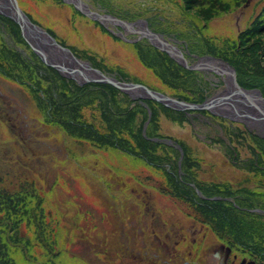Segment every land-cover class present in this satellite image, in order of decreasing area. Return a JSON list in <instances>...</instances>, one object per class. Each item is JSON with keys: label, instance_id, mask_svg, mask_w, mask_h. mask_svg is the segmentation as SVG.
Instances as JSON below:
<instances>
[{"label": "rangeland", "instance_id": "rangeland-1", "mask_svg": "<svg viewBox=\"0 0 264 264\" xmlns=\"http://www.w3.org/2000/svg\"><path fill=\"white\" fill-rule=\"evenodd\" d=\"M70 1L17 0L30 21L59 45L119 81L141 84L170 98L195 95L206 82L208 100L232 85L235 69L224 56L240 62L244 77L253 73L258 80L264 73L259 72L255 56H241L234 46L264 0H198L191 5L184 0H81L94 12L121 22H144L151 33L175 46L187 64L201 62L212 68L221 63L228 74L215 68L189 70L152 46L148 38L137 40L143 26L125 31L120 25L86 17ZM213 3L216 11L206 13ZM4 18L0 13V192L24 190L26 206L34 207L38 216L23 215L19 247L10 241L7 221L0 218V238L12 250L13 264H159L158 259L172 264L165 257L167 250H153V238L160 245L168 243L169 251L178 256L175 264H205L209 249L225 243L229 231L220 235L223 229L206 214L212 213L211 206L215 211V202L206 207L197 205V200L192 203L182 185L199 200L208 193L213 201L219 197L197 187L190 175H184L189 181L182 185L168 180L176 171L174 166L170 172L167 163L147 156L150 145L142 141L150 125L155 134L184 140L189 171H195L206 187L250 190L264 202V178L249 174L250 165H242L253 157L250 147H254L245 132L264 139V120L211 118L209 125L207 116L197 115L201 111H187L182 117L156 101L132 99L111 85L79 84L58 71H47L20 26L17 29ZM184 52L196 56L189 59ZM184 69L196 74L191 76ZM56 90L63 94V101L57 100ZM244 90H257L264 98L258 88ZM228 128L234 130L233 136ZM237 130L244 135L240 137ZM161 139L158 156L184 159L182 141ZM234 147L236 163L229 157ZM231 199L226 201L236 209L230 204L224 208L234 214L240 209ZM240 207L253 208L241 203ZM27 216L37 228L29 225ZM262 216L254 222L263 223V229ZM251 242L231 247L236 254L233 264H264V244L256 238ZM146 247L148 256L142 254ZM154 254L158 259L152 258Z\"/></svg>", "mask_w": 264, "mask_h": 264}, {"label": "trees", "instance_id": "trees-1", "mask_svg": "<svg viewBox=\"0 0 264 264\" xmlns=\"http://www.w3.org/2000/svg\"><path fill=\"white\" fill-rule=\"evenodd\" d=\"M220 1H222V0H220ZM194 2H198V0H184V4L187 3V5L194 4ZM228 2H229V0L226 3H228ZM220 5L222 8H226L229 4H219V5H217V7H219ZM215 6L216 5H214V3H213L212 6L210 7V10H207L206 13H208L211 10L216 11V8H214ZM4 20L18 29L19 25L14 23L12 20H10L8 18H4ZM234 46L239 47L238 52L241 51V56H247L248 58L251 56H253V57L255 56L256 64L258 66L259 72L260 71L264 72V6L261 8L260 12H258V14H256V16L252 18V22L250 23L249 27L245 28L244 31L242 30L240 32L238 39H237V43ZM209 49H211V48L209 47ZM187 51H189V50L187 49ZM233 51H234V49H233ZM189 52H191V51H189ZM184 54H185V56L189 57V59H190V57L196 56V54L192 55V54H189L187 52L186 53L184 52ZM234 54L236 55L238 53L234 51ZM223 59L225 61H227L235 69L236 79H237L238 85L240 87H242L244 89L258 88L261 90V92L264 95V73L259 74L260 79H258V80L252 76L253 73L250 76L245 75V77H244V74L242 72V67L240 66V64H238V63H240L239 61L234 60L233 58H229L228 56H224ZM42 65L47 71H51L52 73H57V71H55L51 67H46V66H44V64H42ZM184 71L192 73L191 76L192 75L194 76L196 74L193 71H188L185 69H184ZM200 78H203V76ZM202 81H204V80H202ZM207 86L208 85L206 82L204 84H202L200 89L197 88L198 92L195 95L191 94V95L185 96V97L184 96H177V95H173V96H175L178 100H182V101H186V102H190V103H192V102L201 103L208 96H210L209 91H207L208 90ZM111 88L115 90V88H113V87H111ZM120 93H122V92H120ZM55 96L57 97V100H59V98H62L61 101H63V98H64L63 94L57 92V90L55 92ZM146 102H147V104L148 103H151V104L155 103L156 104V102H153L150 100L146 101ZM150 109H151L152 114H153V110H152L151 105H150ZM171 112H173L174 114H179L182 117L183 116L185 117L186 114H188L187 112H177V111H173V110ZM197 115L207 116L205 118L208 120L207 122L209 125H212V123L209 122L211 118L214 120H219V121L224 120L223 118L213 117L212 115H210L206 111H201ZM152 117H153V115H152ZM56 118H57V121L59 123L58 117H56ZM193 120L197 121L198 117H196ZM224 121H226V120H224ZM219 128H220V126H219ZM149 129L150 128H148L146 131V138H142V141H143V144H149L150 145L149 147L147 146V148H146L147 150H149V152H151V153H148V155L149 156L154 155L156 157L155 159H157L158 158L157 152H158V150H160V148H158V149H156V148H157V146L159 147L162 145L163 139L159 138L158 136L155 137L154 135H151L150 132H148ZM228 131H229V133H232V136L234 135V130L232 128H230V129L228 128ZM237 134L240 137H242L244 135V133L240 130H237ZM244 136H248L252 140V142L254 143V147H250V150H252L251 152H252L253 157L249 160L243 161L242 163H244V164H242V165H245V164L250 165L247 168V171L249 174L253 173V176H254L256 173L257 175L259 174L264 178V169L260 168V166H261L260 164H264V139H260V138L256 137L250 131L245 132ZM149 140H154L155 142H151ZM227 140H228V142H230V145H232L231 137L227 138ZM222 142L224 144L223 146H225L228 149L229 148V146H227L228 143H226V141H222ZM143 147H144V145H143ZM180 147H181V145H180ZM181 149L183 150L184 154L186 155L187 149L184 148L183 146L181 147ZM231 150H233V153L230 154L229 157H231V160L236 163L238 153H237L235 147H234V149L231 148ZM175 155L177 156V154H175ZM183 163H184V165H183ZM182 166L186 167L184 159L182 161ZM167 168L169 169L170 172L173 171V166L171 167L170 164H168ZM174 170H176L174 175L172 174L171 176L170 175L168 176L169 181H172V180L175 181L176 180L177 182L179 181L181 183V185L183 183L185 184L189 181V180H186V178H184V174H182L181 178H179V175L177 172V165H174ZM191 177H193V176L191 175ZM191 181L196 182L195 179H191ZM196 186L199 187L198 185H196ZM182 187L187 188V189H185L186 197L190 196L192 199V203L196 202V200H197V201H199L197 203V205H201V206L206 207L207 204H211V203L215 202L214 204L217 206V207L215 206V211H214V206H211V209H213L212 213H206V214L210 215V219H212V218L215 219L218 228L223 229V233L220 232V235H222V236L226 235V234H224V230L229 231L230 236L229 237L224 236L225 242L231 243L235 246L236 243L243 244V242L248 241L249 243L246 245H253V243L251 242V238H256V240L259 243L264 244V228L262 229L263 223H255L254 222V221H261L263 219L262 215H264V202H263V200L255 197L254 193L252 191L242 190V191H237L232 195H223L222 192H217L214 194L217 197L214 196V198L219 197V199L213 201L212 200L213 196L212 195L210 196L209 193L205 196L206 198H204L202 196L204 199L199 200L198 199L199 196L191 188H188L187 186H183V185H182ZM22 191H24V190H22ZM22 191L15 192L13 194L8 193L6 191H5L6 193H2V191L0 192V207L4 206V209L2 210V211H4V213H2V212L0 213V214H2L0 218H3V219H5L4 221H7L6 223L9 227L7 229V233L10 235L9 236L10 241L12 243L16 244V247H19L18 243L23 238L20 235V229H22V227H21L22 223L25 222L23 215L27 214L30 216V212H31V216L34 219H36V217H38L36 215L34 207H31V209H29V207L26 206L27 203L24 202V200L26 199V195ZM260 194H262V193H260ZM231 196L233 197L232 198L233 200L231 199L233 201L232 203H236L237 208L240 209L239 211H236L234 214L229 213L227 211V209L224 208L225 205H227V206H229V204L233 205L230 202L226 201V198H229ZM200 202H204V203H200ZM240 203L244 206H247V204H251L253 208L249 209L247 207H240ZM233 207L236 209L235 205H233ZM251 209H253V210H251ZM249 210H251V211H249ZM259 213H262V214L259 215ZM31 219L32 218H28V216H27V221H28L29 225L34 224V228H37L38 225H36L33 222V220H31ZM241 220H245V223L247 225H245ZM230 222L232 223V226H230ZM242 224H244L246 227H243L244 225H242ZM244 231H246V232H244ZM247 235H248V237H247ZM249 236H251V237H249ZM11 255H12V250L9 248L8 243H6L3 239L1 241V238H0V264H13L12 259H11Z\"/></svg>", "mask_w": 264, "mask_h": 264}, {"label": "water", "instance_id": "water-1", "mask_svg": "<svg viewBox=\"0 0 264 264\" xmlns=\"http://www.w3.org/2000/svg\"><path fill=\"white\" fill-rule=\"evenodd\" d=\"M70 3H73L75 8L86 17H89L93 20L106 21L120 25L123 29H125V31H130V29H132L134 26H143V32L141 33L140 37L137 38V40H140L143 37L148 38L152 46L157 47L161 51H165L170 57L180 63V65L189 70H213L212 68L222 69V67L224 70L228 69L225 68L227 67L225 64L221 63L219 65H214L212 68L205 67L201 64V62H197L193 65L187 64L182 53L175 46L169 44V42L164 40L160 35L151 33L144 22H121L118 18L112 15H102L94 12L81 0H71ZM0 13L20 26L23 37L44 64L54 68L63 77L74 80L79 84L98 83L111 85L119 91L129 95L132 99L140 98L153 100L165 106L166 108L175 110L177 112L207 111L214 116L230 120H247L256 123L264 120V98L257 90H244L241 88L236 81L234 70H230L232 76L230 81L232 86H228L229 88L227 90L212 98H209L208 100H205L201 104L189 103L176 98H170L141 84L119 81L113 76L105 75L97 69L92 68L88 63L76 58L71 53V51L59 45L55 39L52 38L45 30L33 24L26 14L21 10L17 0H0ZM137 40H131L128 42H136ZM51 56L53 58H51ZM208 60H210V58ZM228 72L229 70L224 71L226 74H228ZM150 134L154 135L155 137L158 136L161 138L182 141V146L185 148L183 139L155 134L152 125H150ZM147 156L149 155L147 154ZM150 157L156 158L154 155H151ZM157 157V160L172 166L177 165L178 174L190 175V181L191 179H195L199 188L215 193L222 192L223 195H232L237 192L234 190L206 187L195 177V171H189L187 157L185 154L184 160L186 167L182 166L183 159L158 155ZM191 175L193 177H191Z\"/></svg>", "mask_w": 264, "mask_h": 264}, {"label": "flooded vegetation", "instance_id": "flooded-vegetation-1", "mask_svg": "<svg viewBox=\"0 0 264 264\" xmlns=\"http://www.w3.org/2000/svg\"><path fill=\"white\" fill-rule=\"evenodd\" d=\"M165 242H163V244L160 245L159 244V240L156 241V239L153 238V250L154 251H159V252L160 251L163 252V250L164 251L167 250V253L165 254L166 259H170L172 264H175L176 258L178 256L173 255L169 251V248L166 245L168 243H165ZM223 242H225V241L223 240ZM233 246H234L233 244L225 242V243L218 244L217 247H213L212 249H209L210 258H208L205 261V264H233L235 262V260H236V257H235L236 254L234 253V249L231 248ZM164 248H166V249H164ZM146 249H147V247L145 248V251L144 250L143 251L141 250V251H142L143 255L148 256L149 254L146 251ZM136 254L141 256V253H136ZM152 258L153 259H158V255L154 254V255H152ZM148 259H149V257H147V260ZM158 261H159L158 262L159 264H161V263L162 264H167V261H160L159 259H158ZM184 264H187V263H184Z\"/></svg>", "mask_w": 264, "mask_h": 264}, {"label": "bare ground", "instance_id": "bare-ground-1", "mask_svg": "<svg viewBox=\"0 0 264 264\" xmlns=\"http://www.w3.org/2000/svg\"><path fill=\"white\" fill-rule=\"evenodd\" d=\"M138 26H134L132 29H130V31H132L133 32V29H136ZM51 58H53L52 56H51ZM219 70H221V71H226V70H224V68L222 67V69H219ZM230 86H232V85H230Z\"/></svg>", "mask_w": 264, "mask_h": 264}]
</instances>
